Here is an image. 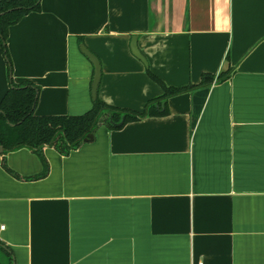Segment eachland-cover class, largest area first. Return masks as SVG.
Listing matches in <instances>:
<instances>
[{"label":"crops","instance_id":"0c3cea01","mask_svg":"<svg viewBox=\"0 0 264 264\" xmlns=\"http://www.w3.org/2000/svg\"><path fill=\"white\" fill-rule=\"evenodd\" d=\"M82 45L115 108L164 94L148 68L168 87L216 79L68 156L46 147L43 177L31 149L0 153V248L15 264H264V0H42L8 37L36 116L93 108ZM10 87L0 43V103Z\"/></svg>","mask_w":264,"mask_h":264},{"label":"trees","instance_id":"16d2710c","mask_svg":"<svg viewBox=\"0 0 264 264\" xmlns=\"http://www.w3.org/2000/svg\"><path fill=\"white\" fill-rule=\"evenodd\" d=\"M42 0H1L0 1V43L7 61L11 87L0 103V148L3 154L22 148L36 152L45 167L43 177L48 173V164L43 155L46 147L56 149L61 155L68 156L79 149L89 135L106 126L110 130H120L131 122L146 117H159L168 114V99L199 87L212 85L214 75H204L198 85L180 88L166 86L150 69L148 75L162 86L164 94L147 102L142 112L110 106L97 97L93 108L79 116H36L38 90L31 83L15 84L12 78V61L8 50L10 28L32 12L41 11ZM231 69L223 71L217 81L230 78ZM4 167H6L4 162ZM0 241V247H3ZM6 261L0 264H13L11 252L0 248Z\"/></svg>","mask_w":264,"mask_h":264},{"label":"water","instance_id":"95a60500","mask_svg":"<svg viewBox=\"0 0 264 264\" xmlns=\"http://www.w3.org/2000/svg\"><path fill=\"white\" fill-rule=\"evenodd\" d=\"M81 50L83 52V54L91 61V63L94 66V77H93V83H92V96L93 99L95 100L98 96V90H99V86H100V80H101V75H102V66L100 63V60L98 59V57L91 52L86 46L82 45L81 46ZM132 50L134 55L139 58L145 65H147V61L146 58L144 57V55H142V53L140 52V50L137 47V39L134 38L133 43H132ZM94 139V136L91 134L88 136V138H86V142L92 141ZM4 150L3 148H0V153H2ZM13 264H15V262H13Z\"/></svg>","mask_w":264,"mask_h":264}]
</instances>
